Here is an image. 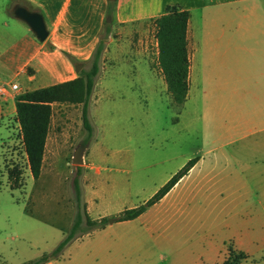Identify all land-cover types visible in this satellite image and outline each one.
Masks as SVG:
<instances>
[{
	"label": "rangeland",
	"instance_id": "1",
	"mask_svg": "<svg viewBox=\"0 0 264 264\" xmlns=\"http://www.w3.org/2000/svg\"><path fill=\"white\" fill-rule=\"evenodd\" d=\"M109 17L100 36L104 50L89 101L92 133L83 126L81 104L53 103L38 179L28 168L15 117L8 107L0 111V253L8 256L0 257V264H22L49 252L70 227L75 214L71 181L77 168L71 155L80 141L90 140L79 176L82 190L92 183L95 189V175L116 179L99 187L100 212L138 203L165 174L200 152L209 162L218 154L220 165L208 166L224 169L235 150L225 134L231 125L226 80H218L216 70H202L196 101L191 83L186 103L175 105L159 70L152 21L118 24ZM10 78L0 74V86L7 90L1 96L12 91V81L18 82ZM5 129L10 130L7 137ZM15 165L22 184L11 189L7 170ZM197 182L201 188L192 194L196 215L185 217L191 229L197 226L196 233H186L171 260L157 264H224L229 249L247 255L242 264H264V182ZM128 229L112 228L94 238L109 239ZM129 239L125 237V248L118 253L120 264H145L148 260H138L148 256L151 261L160 253L150 239H144L140 250ZM131 247L140 254L136 259Z\"/></svg>",
	"mask_w": 264,
	"mask_h": 264
},
{
	"label": "crops",
	"instance_id": "2",
	"mask_svg": "<svg viewBox=\"0 0 264 264\" xmlns=\"http://www.w3.org/2000/svg\"><path fill=\"white\" fill-rule=\"evenodd\" d=\"M109 2L113 4L110 14ZM17 4L43 14L49 31L44 41H39L24 21L13 16L12 9ZM168 5H178L190 13L187 29L190 58L188 95L193 83L196 101L201 71L208 68L217 71L218 80L225 79L229 84L227 115L231 118V125L225 134L228 145L235 150L224 163V169L208 166L212 162L220 165L218 154L214 161L209 162L200 152L194 157L196 161L189 171L138 217L114 221L79 236L59 257L44 264H120L118 253L125 248L123 242L127 236L130 237V245L138 250L145 246V240L150 239L160 251L151 261L148 256L138 261L148 260L145 264L168 263L176 250L173 248L182 245L186 233L191 230L196 233L197 226L191 229L185 217L194 219L196 215L192 194L201 188L197 181L264 182V0H0V74H8L10 80H18L11 82L17 85L16 90L11 89L7 96L0 95V111L8 107L19 128L15 96L76 77V65L82 64L83 68L90 61L109 15L118 24L145 23L163 14ZM4 133L7 137L10 130L5 129ZM178 169L165 174L138 203L125 205L115 212H100L96 207L102 199L99 187L104 182L108 183L110 178H113L111 183L116 179L95 175L96 179H92L95 189L92 183L85 185L83 190L87 211L91 217L100 218L138 206ZM242 188L246 185L243 184ZM94 211L98 213L94 214ZM124 226L129 228L126 232L116 233L109 239L94 238L97 234ZM134 247L131 248L136 259L140 254ZM0 257L8 256L0 253ZM247 259L240 260L238 264Z\"/></svg>",
	"mask_w": 264,
	"mask_h": 264
},
{
	"label": "trees",
	"instance_id": "3",
	"mask_svg": "<svg viewBox=\"0 0 264 264\" xmlns=\"http://www.w3.org/2000/svg\"><path fill=\"white\" fill-rule=\"evenodd\" d=\"M112 8L113 4L109 2V14ZM189 18L188 10L182 9L178 5H168L163 14L151 20L156 30L159 70L172 102L178 106L185 103L189 90L190 58L187 39ZM108 31L107 27L106 33ZM103 50L104 40L99 38L91 54L89 67L80 69L76 77L26 90L15 96L16 121L19 125L21 142L33 179H38L41 174L53 103L81 104L82 123L89 136L91 135L93 127L89 117V101L100 70ZM73 62L76 64V61L73 60ZM195 161L196 158L189 159L149 199L138 206L124 208L114 217L115 221L132 220L138 217L149 206L160 200L189 171ZM81 172L82 166H77L71 181L75 214L70 227L53 249L22 264H44L57 258L74 239L93 230L104 228L108 224L110 217L93 218L88 213L79 180ZM7 176L11 189L21 186L20 167L15 165L8 168ZM246 256L244 252L234 253L229 249L228 258L225 259L224 264H238Z\"/></svg>",
	"mask_w": 264,
	"mask_h": 264
},
{
	"label": "water",
	"instance_id": "4",
	"mask_svg": "<svg viewBox=\"0 0 264 264\" xmlns=\"http://www.w3.org/2000/svg\"><path fill=\"white\" fill-rule=\"evenodd\" d=\"M12 14L14 17L24 21L39 41L42 42L47 38L49 31L43 14L40 11L32 10L24 5L17 4L13 7ZM110 21L111 18L107 17L106 22ZM80 69H82V64H77L76 70L79 72ZM89 144L90 140L86 142L80 141L76 144L71 155V163L73 165L82 166L85 163L84 156ZM114 221V217L108 219V223H113Z\"/></svg>",
	"mask_w": 264,
	"mask_h": 264
},
{
	"label": "built area",
	"instance_id": "5",
	"mask_svg": "<svg viewBox=\"0 0 264 264\" xmlns=\"http://www.w3.org/2000/svg\"><path fill=\"white\" fill-rule=\"evenodd\" d=\"M10 88L12 90H16L18 87L15 83H13L10 85ZM6 93H7V90L4 87L0 88V95H5Z\"/></svg>",
	"mask_w": 264,
	"mask_h": 264
}]
</instances>
